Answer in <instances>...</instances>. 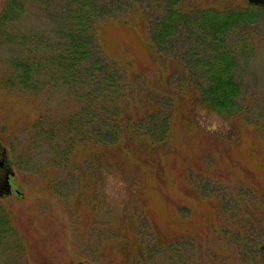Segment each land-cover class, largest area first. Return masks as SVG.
<instances>
[{"label":"trees","instance_id":"16d2710c","mask_svg":"<svg viewBox=\"0 0 264 264\" xmlns=\"http://www.w3.org/2000/svg\"><path fill=\"white\" fill-rule=\"evenodd\" d=\"M179 1L172 11L157 16L150 28L147 27L146 38L157 69L153 76H142V82L136 85L127 80L118 83L121 80L119 74L117 78L104 74L105 63L91 51L95 28L90 21L100 14V7L106 4L104 0H0V48L9 55V65L2 67L0 75L15 86L23 83L21 86L29 87L32 83L31 66L35 61L43 65L49 63L46 58L50 57L45 50L52 40L56 51L52 62L67 72L68 82L75 85L78 80L79 88L83 90L78 97L87 103L74 108L72 113L68 111L64 123L59 124L57 118L48 117L43 123L40 113L25 123L27 133H31L33 127H39L41 131L36 136L45 133L49 142L51 138L50 145L57 137L54 132L58 133V129L63 132V145L54 147L59 157L53 158L48 165L44 164L47 168L54 167L53 170L60 169L69 174L76 166V169L91 166L98 173L113 168L129 181L125 169L145 165L155 172L156 178L163 179L161 161L166 153L171 152L178 134L176 130H187L193 125L211 133L220 144H224L225 162L232 169L245 170L247 176L239 179L240 182H245L249 190L262 192L264 200V179H259V168L264 167V143H249L246 154H255L251 163L227 152L240 144L245 133L264 131L257 122L245 120L246 107L238 101V84L234 79L235 61L225 45L226 28L236 22L237 13L231 8L205 5L194 7L195 16L191 18V4ZM30 17L41 24L38 29L31 26ZM47 21L53 22L52 28L48 27ZM191 34L196 37L188 42L181 41L183 35L191 37ZM165 53H168L167 57L162 55ZM125 83L130 84L132 90ZM112 99L114 103L110 108ZM105 102L109 103L106 105ZM94 103L100 104V111L92 108L90 112ZM217 114L227 122L226 132L213 131L222 129ZM179 123H185L186 128ZM74 145L76 148L86 147L83 151L87 152L81 159L79 157L80 164H73L70 160ZM256 152L260 154L256 156ZM183 168V182L186 188H190L189 167ZM197 172L206 173L204 170ZM239 187L242 193L243 188ZM143 200L142 203L130 202L122 208L123 214L115 218L112 239H100V234L96 235L93 241L97 239L99 242L96 246L103 253L105 261L102 264H219L216 253H210L203 240L209 224L214 225L204 223L205 210L202 207L197 208L193 219L191 211L185 215L177 214L178 227L172 229L168 223L160 226L152 214L150 218ZM248 209L245 203L242 209L245 218H237L236 209H228L226 223H231L237 232L234 245L237 252L248 258L250 264H264V220L260 216L264 214V207L254 203L252 210L256 211L255 214ZM11 231L10 217L0 205L1 253L7 251L4 244L11 238ZM119 239L122 241L120 250L110 255L106 243ZM230 242L232 244L233 240ZM191 254L192 258L195 256L192 262ZM207 256L212 260L209 261Z\"/></svg>","mask_w":264,"mask_h":264},{"label":"rangeland","instance_id":"374dc122","mask_svg":"<svg viewBox=\"0 0 264 264\" xmlns=\"http://www.w3.org/2000/svg\"><path fill=\"white\" fill-rule=\"evenodd\" d=\"M178 2L180 1L105 2L100 7V14L90 21L95 28L91 51L105 63L107 69L104 74L112 75L113 78H117L116 75L119 74L118 78L121 80L118 83L127 80L136 85L142 82V76H153L157 63L148 46L146 29L150 28V23L157 16L167 15L172 11ZM184 2L191 4V18L195 16L192 11L194 7L205 5L221 9L231 8L237 13L236 22L226 28L228 32L224 38L225 45L235 61L234 79L238 84V101L246 107L245 120L255 121L263 128L264 5L249 4L246 0ZM28 21L34 29L41 25L34 17H30ZM46 24L53 27L52 21H47ZM191 32L193 33L192 30ZM193 34L191 37L183 35L181 41L192 40L196 37ZM50 41L45 50L50 57L46 58L49 63L43 65L42 62H34L31 66L32 83L29 87L21 86L23 83L15 86L10 80L6 81L5 76L0 75V143L13 171L9 178L11 192L0 195V205L10 217L12 225V236L4 244L7 251L0 252V264H75L76 261L102 264L105 260L102 258L101 248L96 246L99 242L97 239L93 240L99 234L100 239H112L115 236V218L123 214L122 209L115 210L105 206L101 191L104 183L102 172L94 171L91 166L83 169H76V166L71 174L60 169L53 170L54 167H45L44 164L48 165L53 158L59 157L54 147L63 145V132L59 129L58 133L54 132L57 135L56 141L50 145L51 138L49 142L45 133L36 136L41 131L39 127L30 129L31 136L25 128V123L32 121L39 113L43 123L48 117L47 119L57 118V123L62 124L68 111L87 103V100L83 102L78 97L83 90L79 88L77 78L75 85L68 82L67 72H63L59 64L52 62L56 51L53 41ZM167 54L162 55L167 57ZM7 57L9 55H6L3 48L0 51V58H3L0 60V74L2 67L9 65ZM125 84L132 90L130 84ZM107 103L109 102L104 104ZM113 103L114 99L110 102V108ZM99 105L92 104L90 112L92 108L100 111ZM178 125L186 128L185 123ZM260 131L245 133L237 147L227 150L229 155L251 163L255 154L248 155L246 151L250 142L255 145L264 143V131ZM176 133L178 134L171 152L166 153L161 161L164 168L163 179L161 178L163 182L145 165L137 169H125L124 174L129 178V181L126 180L129 189L123 207L130 202L142 203L145 199L143 201L150 211L148 216L152 214L160 226L168 223L172 229L178 227V222L175 221L177 214L185 215L191 211L193 219L197 208L202 207L205 210L204 223L214 225L209 224L208 233L203 238L208 251L216 253L219 264H250V260L237 252L234 246L237 232L231 223H226L228 209H236L237 218H245L246 214L244 215L242 209L247 203V211L255 214L256 211L252 210L254 203L264 207L262 192L249 190L245 182H240L239 179L245 178L247 173L228 166L224 160V144H220L211 133L193 125L187 130H176ZM85 148L72 146L70 160L73 164H80L82 155L87 152L83 151ZM258 154L260 153L256 152V156ZM187 166L191 175L190 188L185 187L186 183L181 175V170L183 167L187 169ZM108 170L116 171L113 168ZM201 170L206 173L203 172V175L202 172H197ZM259 179H264V167L259 168ZM239 185L243 188L242 193ZM207 197L210 199H206ZM260 216L264 220V214ZM121 243L120 239L106 243L110 255L118 253ZM209 256L207 259L210 261L212 259ZM194 258L193 255L191 262Z\"/></svg>","mask_w":264,"mask_h":264},{"label":"clouds","instance_id":"9594fccd","mask_svg":"<svg viewBox=\"0 0 264 264\" xmlns=\"http://www.w3.org/2000/svg\"><path fill=\"white\" fill-rule=\"evenodd\" d=\"M217 121L222 125V129L216 128L213 131L226 132L228 124L223 120V117L217 114ZM101 174L104 179L101 191L105 206L115 210L122 209L128 197L129 186L127 181L119 173L108 169L102 170Z\"/></svg>","mask_w":264,"mask_h":264},{"label":"water","instance_id":"95a60500","mask_svg":"<svg viewBox=\"0 0 264 264\" xmlns=\"http://www.w3.org/2000/svg\"><path fill=\"white\" fill-rule=\"evenodd\" d=\"M249 4L264 5V0H246ZM13 173L9 161L5 157V149L0 143V195L11 192L9 176ZM17 192V190L15 189ZM75 264H85L82 261H76Z\"/></svg>","mask_w":264,"mask_h":264}]
</instances>
